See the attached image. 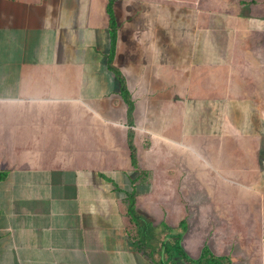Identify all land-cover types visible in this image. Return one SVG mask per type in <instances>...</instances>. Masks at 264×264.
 <instances>
[{
	"label": "crops",
	"instance_id": "obj_1",
	"mask_svg": "<svg viewBox=\"0 0 264 264\" xmlns=\"http://www.w3.org/2000/svg\"><path fill=\"white\" fill-rule=\"evenodd\" d=\"M113 12L130 108L107 65V0H0V264H149L127 194L156 220L147 212L175 202L155 179L181 177L189 144L226 135L229 168L205 164L264 211V0H114ZM253 242L207 247L264 264Z\"/></svg>",
	"mask_w": 264,
	"mask_h": 264
},
{
	"label": "rangeland",
	"instance_id": "obj_2",
	"mask_svg": "<svg viewBox=\"0 0 264 264\" xmlns=\"http://www.w3.org/2000/svg\"><path fill=\"white\" fill-rule=\"evenodd\" d=\"M187 157L188 163L181 177L176 178L173 170L168 173L167 179H164L163 174L155 179L156 188L160 192L157 197L161 202L166 198L163 192L167 191H162V188L169 183L170 199L175 203L167 210L162 207L163 203H159L155 210L147 212L156 219L152 221L153 234L162 237L164 233H180L181 244L190 256L197 255L205 245L213 251L230 255L231 246L243 251L244 237L254 241V247L257 245L260 251H263L264 211L261 210L263 203L260 201L262 196L256 190H246V185L241 184L244 180H236L240 183L231 182L229 176H224L226 174L205 164V161L214 164L216 159L222 168H229L231 137L226 135L222 139L212 140L206 148L189 144ZM142 182H146V179ZM142 189L144 190V187H141L140 191ZM231 191L234 192L233 196ZM145 199L149 201V198ZM243 201H246V204ZM146 204L143 206L149 208ZM247 245L250 246V243ZM247 258L249 262V255Z\"/></svg>",
	"mask_w": 264,
	"mask_h": 264
},
{
	"label": "trees",
	"instance_id": "obj_3",
	"mask_svg": "<svg viewBox=\"0 0 264 264\" xmlns=\"http://www.w3.org/2000/svg\"><path fill=\"white\" fill-rule=\"evenodd\" d=\"M114 0H107V13L109 16V33L111 47L108 54L107 65L110 71L117 77L120 83L121 94L125 102L131 107V100L121 71L113 64L115 42L117 36V23L113 12ZM130 151L131 163L139 168L137 160V148L133 142L132 132L127 137ZM146 170L140 169L141 181L146 179L142 174ZM126 215L129 220L127 233L132 246L137 250L149 264H231V257L226 254H215L206 245L202 247L198 256H190L181 244L180 233H164L162 237L153 234L152 220L136 208V195L132 191L126 196Z\"/></svg>",
	"mask_w": 264,
	"mask_h": 264
}]
</instances>
